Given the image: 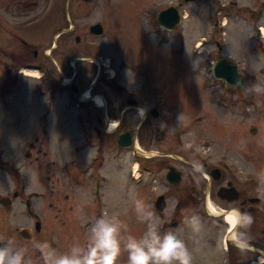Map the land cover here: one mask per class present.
I'll return each mask as SVG.
<instances>
[{
  "label": "rangeland",
  "instance_id": "rangeland-1",
  "mask_svg": "<svg viewBox=\"0 0 264 264\" xmlns=\"http://www.w3.org/2000/svg\"><path fill=\"white\" fill-rule=\"evenodd\" d=\"M102 3L98 1L95 19L107 31L106 38L92 45H88L87 38L79 45L71 41L72 52L93 47L115 59L120 53L116 48L123 51L136 65L122 69L117 83L139 93L146 109L155 108L159 115L155 118L148 113L135 134V141L143 150L141 156L134 155L132 150L116 155L114 150L107 149L106 171L112 176L100 192L103 197L98 199L97 209H89L90 222L102 215H115L127 226L123 238H139L147 230V223L138 219L136 211L135 201L140 200L153 213L155 226L162 234L172 231L185 242L194 264H218L219 247L205 244L207 238L218 237L216 218L197 214L203 224L200 233L188 226L189 219L178 229H171L175 192L166 186L164 177L168 166H175L184 175H201L199 170L203 171L204 163H219L223 147L243 156L250 166L255 164L257 174H264V122L257 124V137L250 135L249 128L256 126L254 120L240 121L233 115L234 105L229 102L227 91L211 76L212 63L224 56L239 65L248 86L264 88V73L260 72L264 71V0H110L107 6ZM169 6H177L183 14L181 25L172 32L162 30L156 19ZM35 75L33 79L20 75L5 97L0 96V195L10 193V181L19 179L18 176L29 179L31 189L47 191L43 190L45 182L38 180L44 181L49 174L55 179L59 174L58 162H62L67 151V143L61 140L65 132L57 126L58 117L50 118L45 133L41 129L46 126L45 120L38 121V114L29 113L40 83L36 80L40 73ZM256 94L258 102L264 104V92ZM37 97L41 98L39 94ZM57 111L61 115L63 106ZM136 120L139 118L128 124L131 131ZM154 124H158L159 130H166L162 142H156L151 134ZM74 137L69 135V157L74 153ZM254 141L258 146H253ZM30 143L34 149L28 147ZM27 152L30 157H26ZM94 152L75 157L82 159L83 164L96 155ZM117 157L123 161L115 160ZM160 194L167 195L168 207L158 214L153 204ZM82 200L89 202L88 198ZM85 216L81 214L79 221ZM118 264H127L126 252Z\"/></svg>",
  "mask_w": 264,
  "mask_h": 264
},
{
  "label": "flooded vegetation",
  "instance_id": "flooded-vegetation-1",
  "mask_svg": "<svg viewBox=\"0 0 264 264\" xmlns=\"http://www.w3.org/2000/svg\"><path fill=\"white\" fill-rule=\"evenodd\" d=\"M98 1L0 0V96L5 97L20 75L35 77L25 75V71L40 73L29 113L38 114V121L45 120L46 126L41 128L45 133L50 127V118L58 117V129L65 132L61 140L67 143L65 157L57 165L56 178L49 174L44 181L38 180L45 182L43 190L47 191L36 190L38 187L31 189L28 177L24 180L18 176L19 179L10 181V196L0 195V243L21 251L26 264H46L40 248L45 243L58 253L67 252L75 243L86 244L93 224L89 209H97V201L103 197L100 192L112 176L106 171L107 149L114 150L116 155L132 150L134 155L141 156L143 150L135 141V134L148 113L155 118L159 115L155 108L146 109L139 93L117 83L122 69L136 65L123 51L116 48L120 53L115 59L102 55L92 46L72 52L71 41L79 45L87 38L88 45H92L106 38L107 31L95 19ZM101 2L107 6L110 0ZM83 23L88 24L83 28ZM95 24L102 26L103 35L91 32ZM245 81L243 78L235 93L225 90L234 105L233 115L240 121L253 119L256 126L250 127L248 132L257 137L260 134L257 124L264 122V104L258 102L257 85L248 86ZM252 86L255 88L248 89ZM95 97L101 99L100 106L95 103ZM59 106L64 108L61 115L57 114ZM136 118L139 120L131 131L128 124ZM159 129L158 124H154L151 132L156 142L165 139V128ZM126 134L129 146L122 141L126 140ZM69 135H75L74 153L70 157ZM253 146H258L256 141ZM28 147L34 149L35 146L30 143ZM94 151L96 155L83 164L82 159L75 157ZM232 151L223 147L219 163H204L199 176L184 175L175 166H168L165 183L175 192L170 228L178 229L192 215L216 218L218 237L207 238L205 244L219 247L218 264H264V174H257L255 164L250 166L247 159ZM25 155L30 157L31 154ZM167 156L159 154V157ZM114 159L123 161L119 157ZM169 167L180 172L175 184L166 180ZM166 194L158 195L153 204L158 214L168 207ZM160 197L165 202L162 211L155 206ZM86 198L88 204L82 200ZM236 210L251 216L249 226H229L226 216L235 214ZM71 214L74 217L70 218ZM81 214H86V218L79 221Z\"/></svg>",
  "mask_w": 264,
  "mask_h": 264
},
{
  "label": "clouds",
  "instance_id": "clouds-1",
  "mask_svg": "<svg viewBox=\"0 0 264 264\" xmlns=\"http://www.w3.org/2000/svg\"><path fill=\"white\" fill-rule=\"evenodd\" d=\"M256 92L264 88L256 87ZM138 219L147 223V230L139 238L127 236V226L115 215H102L91 225L85 245L75 243L65 253H58L47 243L40 246L46 264H118L122 253H127V264H194V258L185 242L174 232L163 234L155 226L153 213L142 201H135ZM251 216L236 210L235 225L247 227ZM194 233L203 230L198 215L187 221ZM0 264H26L21 251L9 244L0 247Z\"/></svg>",
  "mask_w": 264,
  "mask_h": 264
},
{
  "label": "water",
  "instance_id": "water-1",
  "mask_svg": "<svg viewBox=\"0 0 264 264\" xmlns=\"http://www.w3.org/2000/svg\"><path fill=\"white\" fill-rule=\"evenodd\" d=\"M181 13L175 6H171L158 14L157 21L161 28L165 30H172L181 23ZM91 32L97 35H103V28L99 24H95L91 27ZM212 78L220 81L225 89L230 93H235L237 87L242 85L243 79L241 77L239 67L237 64L229 61L224 56H219L212 64L211 67ZM160 137V136H159ZM122 138V137H121ZM126 140L122 139L124 145L129 146L130 140L128 134L125 135ZM180 178V172L175 170L174 167H169L166 180L169 184H175ZM155 206L159 211H162L165 207V202L162 197L158 198ZM6 243H0V247Z\"/></svg>",
  "mask_w": 264,
  "mask_h": 264
},
{
  "label": "bare ground",
  "instance_id": "bare-ground-1",
  "mask_svg": "<svg viewBox=\"0 0 264 264\" xmlns=\"http://www.w3.org/2000/svg\"><path fill=\"white\" fill-rule=\"evenodd\" d=\"M197 44H199V42H197ZM24 74L27 76H33V77L35 76L36 77L35 73H33L31 71H25ZM94 101L97 105H99V106L101 105V99L99 97H95ZM226 220H227L230 227L234 226L235 225V214L234 213L228 214L226 216Z\"/></svg>",
  "mask_w": 264,
  "mask_h": 264
}]
</instances>
